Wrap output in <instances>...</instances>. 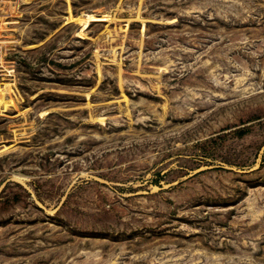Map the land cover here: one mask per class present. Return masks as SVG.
<instances>
[{
	"label": "rangeland",
	"instance_id": "obj_1",
	"mask_svg": "<svg viewBox=\"0 0 264 264\" xmlns=\"http://www.w3.org/2000/svg\"><path fill=\"white\" fill-rule=\"evenodd\" d=\"M0 264H264V0H0Z\"/></svg>",
	"mask_w": 264,
	"mask_h": 264
}]
</instances>
